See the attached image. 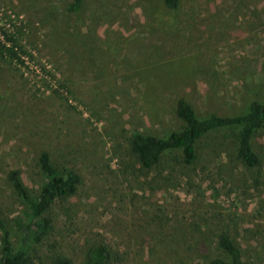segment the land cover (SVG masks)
<instances>
[{
	"label": "rangeland",
	"instance_id": "1",
	"mask_svg": "<svg viewBox=\"0 0 264 264\" xmlns=\"http://www.w3.org/2000/svg\"><path fill=\"white\" fill-rule=\"evenodd\" d=\"M67 1L0 0V42L11 47L4 30L25 51L22 62L0 52V213L14 245L26 207L7 172L37 197L47 150L82 183L56 206L36 264L58 251L82 264L100 242L114 264H205L222 232L264 264V129L251 140L258 168L236 158L235 129L202 138L191 166L174 151L141 169L129 145L134 131L182 130L179 98L198 118L264 103V0H85L77 14Z\"/></svg>",
	"mask_w": 264,
	"mask_h": 264
},
{
	"label": "trees",
	"instance_id": "2",
	"mask_svg": "<svg viewBox=\"0 0 264 264\" xmlns=\"http://www.w3.org/2000/svg\"><path fill=\"white\" fill-rule=\"evenodd\" d=\"M84 2L85 0H68L64 9L67 13L77 14ZM179 2L180 0H163L167 10H175ZM2 33L11 47L0 42V52L6 58L22 62L18 52L23 54L25 51L17 44V38L4 30ZM175 113L185 124L180 131H173L162 137L136 131L131 133L130 151L141 169H156L162 157L174 151L180 153L184 165L191 166L196 161L200 140L212 132L227 129L236 130V158L249 168L261 166L262 156L252 148L251 140L258 130L264 129V103L252 100L242 113L231 116L211 113L205 118H198L193 105L179 98ZM38 164L43 183L37 197L30 194L18 169L7 172L8 182L26 207V221L15 219L16 228L23 236L14 245L12 231L0 213V264H36L40 260L41 248L37 245L46 240L54 230L56 206L68 202L82 183L81 176L73 168L54 162L47 150L40 151ZM217 248L220 254L205 264H247L245 250L228 232L218 235ZM51 259L52 264H73L61 251L55 252ZM116 259L117 253L112 247L100 242L86 249L82 264H114Z\"/></svg>",
	"mask_w": 264,
	"mask_h": 264
}]
</instances>
